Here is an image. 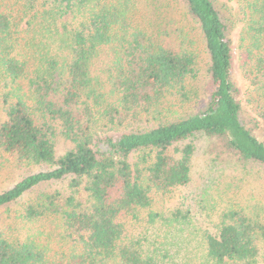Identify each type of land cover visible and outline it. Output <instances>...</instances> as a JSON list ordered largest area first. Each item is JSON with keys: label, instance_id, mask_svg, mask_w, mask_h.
Instances as JSON below:
<instances>
[{"label": "trees", "instance_id": "obj_1", "mask_svg": "<svg viewBox=\"0 0 264 264\" xmlns=\"http://www.w3.org/2000/svg\"><path fill=\"white\" fill-rule=\"evenodd\" d=\"M182 1L181 20L162 0L1 4L0 149L50 169L0 192V209L41 184L69 192H41L16 222L23 231H0V264H264L259 197L231 202L191 258L185 240L180 255L167 239L189 216L149 210L155 194L189 184L196 136L221 140L264 180V0ZM188 17L209 57L196 111H181L199 72ZM60 137L71 148L57 154Z\"/></svg>", "mask_w": 264, "mask_h": 264}, {"label": "rangeland", "instance_id": "obj_2", "mask_svg": "<svg viewBox=\"0 0 264 264\" xmlns=\"http://www.w3.org/2000/svg\"><path fill=\"white\" fill-rule=\"evenodd\" d=\"M13 1L0 0V6L1 4L3 6L4 3L11 4ZM169 1L173 6L172 14L177 17V20H181L180 16L186 13L184 2L182 0ZM169 1L162 0L164 4ZM187 19L190 24L186 25L184 22L182 26H186V31L191 30V36H198L197 42L200 51H198L197 55V70L199 72L198 78H194L196 79L194 83L196 86H189L193 92V100L189 104L190 108L188 107L181 111H196L203 108L207 100L209 79L206 77V69L209 65V57L204 47L202 48L197 24L191 18L188 17ZM237 33V30L232 32L234 49ZM235 79L240 80L238 72L235 73ZM240 86L242 87V84ZM1 111L2 107L0 106ZM1 114L2 112L0 113V119L2 118ZM142 124L144 125V123ZM141 128H144V126H141ZM60 138L56 145L57 154L64 153L71 148V144L68 141L62 137ZM193 142L195 144V152L191 160V179L189 184L172 189L164 194H155L152 205L149 208V210L165 215H168L173 209L179 208L183 215L189 216L188 218L193 226L189 229L187 228V231L182 236L180 235L181 237L179 238L173 235H170L171 238H167L168 240L171 239V244L169 245L171 253L174 254L178 251L180 255L183 252L177 249H180L181 246H178L175 240L182 242L185 240L186 242L183 245L188 248L187 258H191L193 255L192 252L195 250H193L192 246H195V241L201 237L202 230L214 231L222 211L228 208L231 202L246 203L253 197H259L264 200V180L256 175L248 174V170L243 169L237 159L222 147L221 140L206 136H196ZM48 169H50V166L47 164L19 161L16 156L0 149V192L11 188L16 182L29 174ZM231 181L232 185L230 184ZM41 192L57 193L60 196H65L68 194L69 188L66 181H60L41 184L31 191L25 192L15 202L0 209V231H5L9 227L22 230L20 224H16V222H21L25 207L29 202H33ZM146 213L147 210H143L142 216H145ZM37 223L42 225L40 221H37ZM36 229H38L37 225H33L32 230L35 231ZM41 237L43 238V236ZM161 238L163 237L159 239L161 240ZM182 251H185V249H182Z\"/></svg>", "mask_w": 264, "mask_h": 264}]
</instances>
